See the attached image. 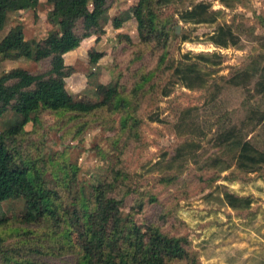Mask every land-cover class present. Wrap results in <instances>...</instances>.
<instances>
[{
	"label": "rangeland",
	"instance_id": "obj_1",
	"mask_svg": "<svg viewBox=\"0 0 264 264\" xmlns=\"http://www.w3.org/2000/svg\"><path fill=\"white\" fill-rule=\"evenodd\" d=\"M39 1L37 11L50 28L46 18L49 4L46 0ZM87 1L89 7H107L98 27L86 35L75 52L64 56V86L68 92L80 95L87 84L94 86L118 78L121 86L129 90L142 72L155 70L150 82L157 80L158 83L142 95L137 109L139 114H144L137 124L140 138H127L122 160L116 163L118 158L111 152L112 136L118 131L120 113L101 109L80 117L77 121H82L83 127L78 130L68 114L42 110L38 113V122L25 126L27 142L42 141L45 158L67 159L79 166L76 179L71 180L73 191L79 183H94L100 175L110 173V166L120 165L127 172L126 183L130 189L128 193L125 189L120 192L124 194L123 212L130 211L136 195L145 201L143 209L134 213L137 221H155L172 233L187 234L199 253L198 264L231 263L216 245L226 238L230 226L237 231L232 245L245 244L244 232L250 234L247 241L259 240L257 233L264 239V194H259L264 192V164L251 170L239 166L232 157L231 146L227 142L217 143L216 138L220 132L236 125L257 150L264 151V120L250 115L264 114V95L255 90L257 74L253 72L245 81L244 76L248 74L243 72L250 70L252 64L264 65V0H227L225 3L223 0H171L156 4L155 9L170 29L167 62H161L159 68L162 48L140 43L136 20L122 18V11L136 0ZM201 1L209 3L212 9H219L211 21L192 22L181 17L185 7ZM33 21L32 9L18 12L14 19L22 24L25 38L34 35ZM223 23H229L239 35L234 46L219 47L209 39ZM90 49L103 51L94 65L88 58ZM199 52L208 53L198 61L204 81L188 87L183 79H178L181 76L172 73L173 66L194 59ZM47 63L48 57L37 62L5 59L0 55V70L21 65L39 71ZM13 119V113L7 110L0 125L3 127ZM124 137L125 134L122 140ZM226 163L230 164L227 168ZM225 191L247 194L251 199L249 206L231 207L223 198ZM72 198L69 197V202ZM19 209L18 200L0 203V213L12 214ZM182 221L186 222L185 226H181ZM214 234L217 240L212 242ZM44 245L45 254L40 259L54 264L74 263L71 252L58 254L62 249L55 252L48 249L47 243ZM176 264L187 263L183 260Z\"/></svg>",
	"mask_w": 264,
	"mask_h": 264
},
{
	"label": "trees",
	"instance_id": "obj_2",
	"mask_svg": "<svg viewBox=\"0 0 264 264\" xmlns=\"http://www.w3.org/2000/svg\"><path fill=\"white\" fill-rule=\"evenodd\" d=\"M46 1L50 28L45 26L37 11L39 0H0V55L5 59L37 62L48 57L43 70L31 71L21 65L0 70V119L7 110L14 115L13 120L3 127L0 125V203L20 202L17 212L0 213V264H54L39 258L45 254L44 243L55 252L62 249L58 254H74L73 264H176L183 260L187 264H198L199 253L187 234L172 233L155 221L139 222L134 218V213L143 209L144 199L134 195L130 211H122L124 194L120 192L125 189L128 193L130 189L126 183L127 172L120 165L110 166V173L100 175L94 183H79L73 191L71 180L76 179L79 166L67 159L45 158L42 141L27 142L25 126L38 122V113L42 110L68 114V119L78 130L83 127L82 121H77L80 117L101 109L118 112L119 128L112 136L111 152L118 158L116 163H120L127 138H140L137 124L144 114H139L137 109L141 97L158 83L157 80L150 82L155 72L152 70L142 72L129 90L123 88L117 78L94 86L87 84L80 95L68 92L64 86V53L76 48L92 29L98 27L107 5L89 7L87 0ZM170 1L136 0L122 11L123 19L132 17L136 20L140 43L162 48L157 68L161 62H167L170 29L155 6ZM189 6L181 12L186 21H211L219 11L203 1ZM21 9L33 10L35 28L31 38H25L22 24L14 22ZM217 27L209 37L215 45L228 47L238 42L239 35L229 23ZM102 54L103 51L90 49V63L96 64ZM206 54L195 53L194 59L175 64L172 73L181 76L178 79H183V84L188 87L202 83L204 77L198 61ZM250 67L243 71L248 74L244 76L245 81L256 73L255 90L264 95V65L252 64ZM250 115L264 120L263 113ZM216 139L217 143L227 142L231 146L232 157L239 166L251 170L264 164V151L257 150L236 125L220 132ZM48 164L53 165L49 168ZM229 165L226 163L225 168ZM223 198L231 207H248L251 202L247 194L234 191H225ZM182 225L186 222L182 221ZM261 261L264 264V260Z\"/></svg>",
	"mask_w": 264,
	"mask_h": 264
},
{
	"label": "crops",
	"instance_id": "obj_3",
	"mask_svg": "<svg viewBox=\"0 0 264 264\" xmlns=\"http://www.w3.org/2000/svg\"><path fill=\"white\" fill-rule=\"evenodd\" d=\"M22 10H25V9H21V10H19V12ZM87 36H85L81 40V42ZM81 42L76 48L65 52L64 56L68 53L75 52L80 47ZM96 50H98V49H96ZM99 51H101V50H99ZM64 63H65V59H64ZM228 230H230V231L227 232L226 238L220 242H217V244H216L218 246V250L220 251V253L223 251L226 253L225 259L227 261L231 262L228 264H237L238 262H242V264H252L253 262L256 264H261L262 263L261 260H264V245H263L264 239H263V236L260 233H257L259 240L247 241V238H249L250 234H249V232H244L243 233L244 236L242 238V241H245V244L242 246H235V245H232L233 240H234L233 236L236 234L237 231H235L234 229H231V226ZM214 235H216V237L213 238L212 242L217 240V234H214ZM261 240L263 242H261Z\"/></svg>",
	"mask_w": 264,
	"mask_h": 264
},
{
	"label": "water",
	"instance_id": "obj_4",
	"mask_svg": "<svg viewBox=\"0 0 264 264\" xmlns=\"http://www.w3.org/2000/svg\"><path fill=\"white\" fill-rule=\"evenodd\" d=\"M176 29L178 30V27H176Z\"/></svg>",
	"mask_w": 264,
	"mask_h": 264
}]
</instances>
